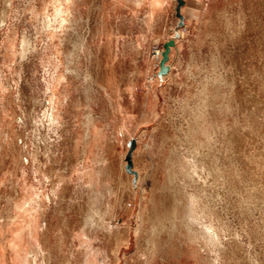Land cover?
Returning a JSON list of instances; mask_svg holds the SVG:
<instances>
[{"label":"rangeland","instance_id":"obj_1","mask_svg":"<svg viewBox=\"0 0 264 264\" xmlns=\"http://www.w3.org/2000/svg\"><path fill=\"white\" fill-rule=\"evenodd\" d=\"M65 2L0 0V264H264V0Z\"/></svg>","mask_w":264,"mask_h":264},{"label":"bare ground","instance_id":"obj_2","mask_svg":"<svg viewBox=\"0 0 264 264\" xmlns=\"http://www.w3.org/2000/svg\"><path fill=\"white\" fill-rule=\"evenodd\" d=\"M58 1H59L60 6H58V4H56ZM133 2L136 6L146 5L148 17L151 18L157 11L161 10L163 3H164V0H133ZM63 3H66L65 0H56V1L54 0L52 15L49 17H46L44 15L45 17L43 18V27H44V29H47V31L48 30L52 31L51 34H53V30L59 28L61 26V24L65 22V18L63 17V15L65 13L66 7L63 5ZM49 4H51V3H49ZM50 13L51 12H49V14ZM65 15H66V13H65ZM163 77H164V75L162 76V78ZM50 115H51L52 119L56 120V118H57L56 113L52 112ZM24 214H25V212H24ZM32 227H33V225H32ZM20 247L22 248V246H20Z\"/></svg>","mask_w":264,"mask_h":264},{"label":"water","instance_id":"obj_3","mask_svg":"<svg viewBox=\"0 0 264 264\" xmlns=\"http://www.w3.org/2000/svg\"><path fill=\"white\" fill-rule=\"evenodd\" d=\"M183 3H184V0H177L176 12H177V16L179 17L180 25L183 24V21H182V15L180 14L179 9ZM176 35L178 34L176 33ZM173 45H174V38H170L163 44V49L161 51V58L159 59V63H158L159 68L156 73L159 78H162V76L165 75L169 71V65L167 64V61L169 58L170 48ZM128 147H129V150L126 154V160H127L126 170L132 172L135 175V171L131 169V159H130L131 152L133 148L135 147L134 139H131L128 142Z\"/></svg>","mask_w":264,"mask_h":264},{"label":"built area","instance_id":"obj_4","mask_svg":"<svg viewBox=\"0 0 264 264\" xmlns=\"http://www.w3.org/2000/svg\"><path fill=\"white\" fill-rule=\"evenodd\" d=\"M156 56L158 57V60L161 58V51L160 50H156Z\"/></svg>","mask_w":264,"mask_h":264}]
</instances>
